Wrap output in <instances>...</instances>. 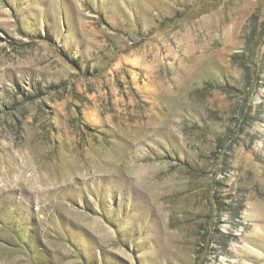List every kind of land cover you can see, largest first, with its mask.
<instances>
[{
    "label": "rangeland",
    "instance_id": "rangeland-1",
    "mask_svg": "<svg viewBox=\"0 0 264 264\" xmlns=\"http://www.w3.org/2000/svg\"><path fill=\"white\" fill-rule=\"evenodd\" d=\"M0 264H264V0H0Z\"/></svg>",
    "mask_w": 264,
    "mask_h": 264
},
{
    "label": "trees",
    "instance_id": "trees-1",
    "mask_svg": "<svg viewBox=\"0 0 264 264\" xmlns=\"http://www.w3.org/2000/svg\"><path fill=\"white\" fill-rule=\"evenodd\" d=\"M246 67V66H245Z\"/></svg>",
    "mask_w": 264,
    "mask_h": 264
}]
</instances>
